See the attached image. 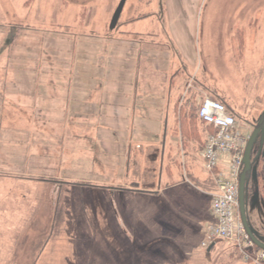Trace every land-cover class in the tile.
I'll list each match as a JSON object with an SVG mask.
<instances>
[{
  "label": "rangeland",
  "instance_id": "obj_1",
  "mask_svg": "<svg viewBox=\"0 0 264 264\" xmlns=\"http://www.w3.org/2000/svg\"><path fill=\"white\" fill-rule=\"evenodd\" d=\"M120 2L0 0V87L11 68L14 82L29 90L15 104L0 105V264H244L232 242L216 240L208 249L201 235L156 228L150 194L140 198L135 220L128 214L134 201L106 184L95 140L62 115L78 52L105 37L168 33L161 9L182 5L194 20V84L207 83L229 104L244 135L261 124L263 140L264 0H125L110 30ZM52 85L61 89L60 104ZM245 189L256 231L264 223L262 202L250 183Z\"/></svg>",
  "mask_w": 264,
  "mask_h": 264
},
{
  "label": "crops",
  "instance_id": "obj_2",
  "mask_svg": "<svg viewBox=\"0 0 264 264\" xmlns=\"http://www.w3.org/2000/svg\"><path fill=\"white\" fill-rule=\"evenodd\" d=\"M161 11L168 33L144 30L131 38L105 37L77 53L62 118L95 140L105 156L106 184L123 188V200L134 201L129 215L137 220L139 200L150 194L156 228L163 226V233L176 237L201 235L202 245L206 226L214 221L211 201L217 187L201 156L211 129L192 115L203 100L221 99L207 83L194 84L197 54L191 36L194 20L186 14L190 9L164 5ZM6 70L1 106L29 93L14 82L16 73ZM51 91L60 104L61 89L56 85Z\"/></svg>",
  "mask_w": 264,
  "mask_h": 264
},
{
  "label": "built area",
  "instance_id": "obj_3",
  "mask_svg": "<svg viewBox=\"0 0 264 264\" xmlns=\"http://www.w3.org/2000/svg\"><path fill=\"white\" fill-rule=\"evenodd\" d=\"M197 116L214 131L206 136L201 156L204 171L214 176L217 187L211 201L214 221L206 226V240L201 246L208 248L216 240H225L234 243L244 264H264V250L254 249L244 231L238 208L239 180L248 138L219 101L204 100Z\"/></svg>",
  "mask_w": 264,
  "mask_h": 264
},
{
  "label": "water",
  "instance_id": "obj_4",
  "mask_svg": "<svg viewBox=\"0 0 264 264\" xmlns=\"http://www.w3.org/2000/svg\"><path fill=\"white\" fill-rule=\"evenodd\" d=\"M124 3H125V0H121L118 9L114 12L112 19L110 21V30H113L116 27L120 14L122 12ZM255 136L256 135H253L251 137L248 143V146L246 148L245 154H244V161H243L244 169H243V172L239 180L238 208H239L240 220H241V223L243 225L246 235L248 236V238L250 239V241L253 243L255 247H257L260 250H264V244H262L255 238V236L253 235L248 225L247 218H246V209H245L246 174L250 170V153H251V148H252Z\"/></svg>",
  "mask_w": 264,
  "mask_h": 264
},
{
  "label": "trees",
  "instance_id": "obj_5",
  "mask_svg": "<svg viewBox=\"0 0 264 264\" xmlns=\"http://www.w3.org/2000/svg\"><path fill=\"white\" fill-rule=\"evenodd\" d=\"M38 72V71H37ZM216 101H219L221 102L222 104L225 105V107H227L226 103L222 102L221 100L219 99H215ZM197 112H198V109L197 111L192 115V119H195V120H198L200 122V120L198 119V116H197ZM236 119V117H235ZM210 128V127H209ZM211 129V132L210 133H213L214 131ZM250 170L249 172L246 174V184L247 183H252L250 182V179H252V165L250 166ZM255 185L257 187V196H258V201L262 202V206H263V222H264V162H263V166H261L260 168H258L256 171H255ZM246 218H247V222H248V225L253 233V235L255 236V238L261 242L262 244H264V223L263 225L260 227L257 228V230H253V228L251 227V225L249 224V219H248V215H247V211H246ZM255 250H258L257 247H254Z\"/></svg>",
  "mask_w": 264,
  "mask_h": 264
},
{
  "label": "flooded vegetation",
  "instance_id": "obj_6",
  "mask_svg": "<svg viewBox=\"0 0 264 264\" xmlns=\"http://www.w3.org/2000/svg\"><path fill=\"white\" fill-rule=\"evenodd\" d=\"M260 123H262V122H260ZM262 128H263L262 125L258 123L257 126L254 128L252 135L250 137L247 136L248 140H247L246 148L248 146V143H249L251 137L253 135H256L254 142H253V145H252V148H251V153H250V162L252 163V164H250V166L252 165V169H256V170L258 168H260L261 166H263V162H264V139L263 140L261 139ZM257 148H259L258 149L259 156L255 160V159H253V156L255 154L254 150ZM245 151H246V149H245ZM243 161H244V159H243ZM243 169H244V163H243ZM250 182H253V183H250V188L252 187L253 192H254V197H255V199H257V193H256L257 187L255 185V176L254 175H252V179H250Z\"/></svg>",
  "mask_w": 264,
  "mask_h": 264
}]
</instances>
